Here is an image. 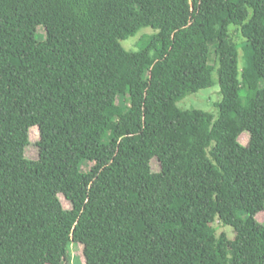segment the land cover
I'll return each mask as SVG.
<instances>
[{"label":"trees","instance_id":"obj_1","mask_svg":"<svg viewBox=\"0 0 264 264\" xmlns=\"http://www.w3.org/2000/svg\"><path fill=\"white\" fill-rule=\"evenodd\" d=\"M261 212L264 0H0V264H264Z\"/></svg>","mask_w":264,"mask_h":264},{"label":"rangeland","instance_id":"obj_2","mask_svg":"<svg viewBox=\"0 0 264 264\" xmlns=\"http://www.w3.org/2000/svg\"><path fill=\"white\" fill-rule=\"evenodd\" d=\"M154 31L151 28H143L138 31V33L130 37L126 40L121 41L122 47L127 51H136L138 50V42L144 35H152ZM39 34L41 36H44L43 29H39ZM232 35L235 37L236 41H240L238 38L236 32H232ZM210 65L216 66V54L214 52V47L211 49L210 54ZM214 84L213 86L199 90L198 92L194 94H190L186 96L184 99H182L180 102H178L176 105L181 110H189V109H197L201 110L203 112H208L213 115H217V109L216 104L221 101V94H220V87L218 85L217 76H213ZM38 129L37 127H33L30 130V139H31V145L27 150V156L30 158H34L36 155V148L32 146L37 140H38ZM249 140V134L247 132H244L240 138L239 143L243 146H246ZM89 165H85L83 167L84 170L89 169ZM152 168L154 171L159 170V166L157 162H154L152 164ZM63 205L66 209H70V206L68 203L62 198ZM257 220L264 224V212H261L257 215ZM216 228L217 234L220 235L221 233H225L229 238H234V233L232 228L228 226L222 225L220 221H216L213 225ZM69 261L65 264H84L82 254H81V246L77 245L75 243H71L69 246Z\"/></svg>","mask_w":264,"mask_h":264}]
</instances>
